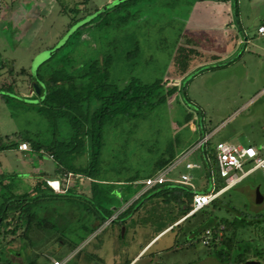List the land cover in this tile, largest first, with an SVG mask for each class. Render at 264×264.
<instances>
[{
  "label": "rangeland",
  "instance_id": "374dc122",
  "mask_svg": "<svg viewBox=\"0 0 264 264\" xmlns=\"http://www.w3.org/2000/svg\"><path fill=\"white\" fill-rule=\"evenodd\" d=\"M235 1V7L230 4V20L241 42L232 49L238 41L234 36L217 39L213 34L204 38L200 31L188 33L187 18L195 0H131L107 16L98 13L120 0H0V95H4V99L0 96V147L19 145L22 138L42 144L68 138L63 121L54 127L49 115L38 113L39 98L30 90L33 81L29 79L67 39L70 44L59 48L41 73L64 65L66 56L80 65L109 53L111 82L162 81V91L174 88L152 110L106 124L98 180L56 173V162L42 152L21 153L17 148L0 152V177L16 175L17 194L30 189L41 175H35L36 171L61 178L65 192L69 191L44 201L36 221L43 219L47 225L32 226L26 241L6 236L8 241L13 239L6 246L13 252L5 254L10 262L52 264V257L66 264H126L156 236L131 264H218L210 254L214 244L205 239V232L192 239V229L204 216L179 217L173 202L154 197L123 225L112 221L145 190L142 187L124 202L127 190L137 189L140 178L153 172L158 159L172 155L170 167L192 151L186 161L199 162L202 150L210 152L218 141L264 147V36L256 35L258 25L264 23V0ZM14 7L17 13L12 14ZM11 21L18 26L15 30L2 26ZM87 22L79 34L71 36ZM184 33L204 49L193 53L188 67L194 69L178 79L176 58L181 45H186ZM225 52L229 53L222 56ZM79 162L75 159L74 164ZM251 166V162L243 163V170ZM183 172L179 164L168 177L176 179ZM213 172L219 188L215 167ZM191 175L197 188L210 190V179H203V171L194 170ZM133 177L140 180L129 182ZM89 181L98 183L99 193L91 194ZM219 198L244 216L263 213L264 164ZM101 209L112 211V217L98 225L94 214ZM214 214L234 217L223 209ZM263 229L264 223L250 226L240 230L236 239L264 247ZM0 264H6L5 260L0 259Z\"/></svg>",
  "mask_w": 264,
  "mask_h": 264
},
{
  "label": "trees",
  "instance_id": "16d2710c",
  "mask_svg": "<svg viewBox=\"0 0 264 264\" xmlns=\"http://www.w3.org/2000/svg\"><path fill=\"white\" fill-rule=\"evenodd\" d=\"M131 0H120L113 5L111 9H105L99 12V15H108L124 7ZM227 1V0H218ZM234 7L236 1L232 0ZM89 24L83 23L78 29L72 32L71 36L79 34ZM69 43L67 39L64 44L52 52L51 57L44 61L35 71L30 80L35 82L39 87L38 96V113L49 115L55 127L57 122L63 121L69 130V136L64 141H50L42 144L37 140L22 138L21 141L27 143L32 152L45 153L51 156L57 164L56 173L80 175L84 178L98 180V164L103 148V129L108 122L114 119L139 116L142 111L152 110L159 103L165 101V97L172 92L174 88L168 91H162L164 83L161 81L151 84L140 83L136 79H131L123 85L115 84L109 80V69L112 64V55L104 54L101 57L87 60L77 65L76 61L69 56L65 57L64 65L47 67L41 73L42 66H47L48 62L57 52V50ZM70 44V43H69ZM180 53L177 55V73L184 74L189 65V61L194 57L193 51L180 47ZM2 88H4L2 86ZM35 94V92H33ZM4 99V95H0ZM56 122V123H55ZM208 143V140L204 143ZM18 143L12 147H0V152L12 148H17ZM174 157L169 155L168 158H161L154 164L153 172L140 179H145L158 170L166 167ZM75 159L80 162L74 164ZM200 160L205 177L209 170L213 171L214 167L217 175V166L214 159V148L210 152L203 149L200 154ZM45 174L39 175L30 189L21 194H17L18 185L13 177L16 175H3L0 177V259H4L6 264H13L5 256L10 253L6 246L12 240H6L10 235L19 242L26 241L27 233L32 226L41 229L43 224L47 225L45 220L38 219L44 201L55 193L45 183ZM137 177H133L129 182H136ZM91 182V194L99 193L97 190L98 183ZM218 183L221 184L220 180ZM131 184H128V187ZM132 186V185H131ZM142 184H137L133 192L130 188L127 190V197L124 202L135 196ZM199 192H206L207 189H198ZM65 192L62 196L68 194ZM192 190L186 186L171 183L154 185L146 189L143 193L132 200L131 203L116 217L112 223L123 225L125 220L130 218L134 211H137L154 197H160L163 202H173L178 206L177 216L185 217L191 210ZM223 209L226 213H231L234 217H218L215 211ZM236 212V214H235ZM201 215L204 219L200 221L191 231L192 239L199 234L210 230L208 238L209 243L214 244L213 254L218 264H245L247 261H264V247L259 244L251 245L245 241H237L236 237L240 230H247L253 225L264 223V212L253 216H244L239 210L230 206L227 201L221 198L214 199L209 207H204L193 216ZM112 217V211L101 209L94 214V219L98 225L103 224ZM124 218V219H123ZM223 229L220 230L219 227ZM264 230V229H263ZM161 230L160 232H162ZM159 232V233H160ZM221 232L220 241L215 244ZM120 237V235H119ZM122 238V237H120ZM264 241V238H263Z\"/></svg>",
  "mask_w": 264,
  "mask_h": 264
},
{
  "label": "built area",
  "instance_id": "2783aa9c",
  "mask_svg": "<svg viewBox=\"0 0 264 264\" xmlns=\"http://www.w3.org/2000/svg\"><path fill=\"white\" fill-rule=\"evenodd\" d=\"M256 32L258 35H264V25L257 27ZM207 141L203 139V143ZM30 149L29 145L25 142L18 145L19 151H28ZM192 151L185 152L179 157L174 164L170 167H164L158 170L152 176L139 181L143 188L149 189L154 185L171 183L181 186H186L192 190V200H191V210L185 215V217L191 216L194 213L200 211L204 207L208 206L214 199L218 198L224 192L235 187L237 184L241 183L249 174L254 170L264 164V147H253V146H241L236 144H231L228 142H217L214 146V159L217 166V176L221 182L219 188H216L217 182L214 178V172L209 170L207 173V178L210 179L211 188L206 192H199L193 182V177L191 172L194 170H200L201 165L195 162L186 161V156ZM50 158H52L50 156ZM252 163V166L246 170H243V163ZM183 165L185 172L181 173L178 178L171 179L168 177L170 171L177 165ZM65 175H73L71 173ZM79 177L80 175H73ZM82 177V176H80ZM203 176V179H206ZM84 178V177H83ZM46 185L51 188L55 193H65V188L63 186V181L59 179H45ZM145 190L141 191L143 193ZM140 193V194H141ZM223 227L220 226V230ZM210 235V230L205 231V239ZM221 236V232L219 233ZM207 243V240L205 241ZM259 264H264V261H258ZM53 264H63L60 261H53Z\"/></svg>",
  "mask_w": 264,
  "mask_h": 264
},
{
  "label": "crops",
  "instance_id": "0c3cea01",
  "mask_svg": "<svg viewBox=\"0 0 264 264\" xmlns=\"http://www.w3.org/2000/svg\"><path fill=\"white\" fill-rule=\"evenodd\" d=\"M230 4H233L232 0H227V1L195 0L194 5L192 7V13L187 18V24H188L189 28H187L186 30L188 31V33L200 31L203 34L204 38H208L209 34H211V35L213 34V36L217 39L218 38L219 39H221V38L227 39L228 36H232V37L234 36V39H236L238 41L235 42L232 49L236 48V45L241 42V39H240V37L238 38L239 31L232 24L233 22L230 20V8H231ZM16 7H14L12 9V14L17 13ZM22 9L24 10L23 6H22ZM23 21H24V19H23ZM23 21L21 20L22 23H24ZM22 23H21V25H22ZM4 25H6L5 28L10 27V29H12V30H15L18 27V26H14V22H12V21L10 23L4 22L2 24V26H4ZM260 25H264V23H260L258 26H260ZM5 28H3V29H5ZM187 31H186V33H187ZM186 33H184L183 36H186ZM256 35H258L257 32H256ZM259 36L263 37L264 35H259ZM244 41H246V40L244 39ZM185 42H186V45L183 44V45H181V47H183L185 49L192 50L197 55L199 54L200 51H203L202 49H204V48H201V46H199V44L197 45L193 42V38L191 37V34H188L186 36ZM246 42H248V41H246ZM206 52L208 53V50H206ZM210 52L208 53L210 55H216V56L219 55L216 52H212V51H210ZM228 53L229 52H225L222 54V56H226ZM194 67L193 66L188 67V69L185 73H187L188 71H191L192 69H194ZM182 77H183V74L178 75L177 78L181 79ZM206 138L208 140L209 136L206 135L205 137H203V139H206ZM218 142H225V141H218ZM17 151H19L18 146H17ZM19 152L23 153L24 151H19ZM195 163H199L201 165L200 170L203 171L201 160L199 162H195ZM34 174L35 175L44 174V172L43 171H36ZM203 176H205V174ZM45 179H53L54 180V179H59V178H56L55 175L50 176L47 174L45 176ZM207 179L208 178L206 177V179H204V180H207ZM142 180L143 179H141V181ZM198 187H200V186H198ZM198 189H203V188H197L196 187V190H198ZM204 189H207V188H204ZM155 238H156V236L152 240H150L146 245H144L139 250V252L130 261H128L126 264H131ZM50 259H51L52 264H53V261H60L63 264H66V260H62V259L59 260V259H55L52 257ZM13 264H15V263H13ZM106 264H108V261L106 262Z\"/></svg>",
  "mask_w": 264,
  "mask_h": 264
},
{
  "label": "water",
  "instance_id": "95a60500",
  "mask_svg": "<svg viewBox=\"0 0 264 264\" xmlns=\"http://www.w3.org/2000/svg\"><path fill=\"white\" fill-rule=\"evenodd\" d=\"M30 90H33V92L38 93L39 87L35 82H31ZM245 264H259V263L257 261H247Z\"/></svg>",
  "mask_w": 264,
  "mask_h": 264
}]
</instances>
